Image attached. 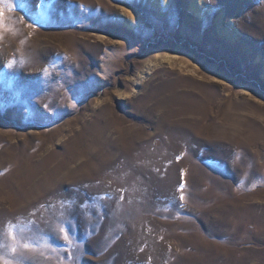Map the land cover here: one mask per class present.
<instances>
[{
  "label": "rangeland",
  "instance_id": "374dc122",
  "mask_svg": "<svg viewBox=\"0 0 264 264\" xmlns=\"http://www.w3.org/2000/svg\"><path fill=\"white\" fill-rule=\"evenodd\" d=\"M0 11V256L264 264V0Z\"/></svg>",
  "mask_w": 264,
  "mask_h": 264
},
{
  "label": "snow or ice",
  "instance_id": "6c2138e0",
  "mask_svg": "<svg viewBox=\"0 0 264 264\" xmlns=\"http://www.w3.org/2000/svg\"><path fill=\"white\" fill-rule=\"evenodd\" d=\"M2 2H3V0H0V3H2ZM20 7H21V8H25V3L22 2V3L20 4ZM9 10H12V4H11V3H9ZM25 10H27V9L25 8ZM30 14H31V13H30ZM2 16H3V12L0 11V17H2ZM183 187H184V184H183V182H182V183L180 184V190H181L180 200H183V199H184V195H183V192H182ZM61 231L64 232V241H65V242H69V235H70V234H69L68 232L64 231V229H61ZM12 240L15 241V240H16V236H12ZM23 247H24V248H29L30 245L27 244V243H25V244L23 245ZM10 251H11L12 253H16V251H17V247L15 246V244H13V246L10 248ZM0 264H13V261L8 260V259H5L4 257L0 256Z\"/></svg>",
  "mask_w": 264,
  "mask_h": 264
},
{
  "label": "bare ground",
  "instance_id": "6f19581e",
  "mask_svg": "<svg viewBox=\"0 0 264 264\" xmlns=\"http://www.w3.org/2000/svg\"><path fill=\"white\" fill-rule=\"evenodd\" d=\"M195 1H197V0H195ZM200 4V3H199ZM133 19V18H132ZM131 19V24H133V20Z\"/></svg>",
  "mask_w": 264,
  "mask_h": 264
}]
</instances>
